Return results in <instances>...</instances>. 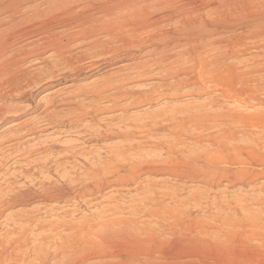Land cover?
<instances>
[{"label": "rangeland", "instance_id": "rangeland-1", "mask_svg": "<svg viewBox=\"0 0 264 264\" xmlns=\"http://www.w3.org/2000/svg\"><path fill=\"white\" fill-rule=\"evenodd\" d=\"M39 1L44 9L46 0ZM91 2L87 4L89 8L77 7L75 12L63 14L57 20L51 21L45 16L47 19L41 17L34 21L45 22L46 28H53L58 36L62 35L59 39L69 44L62 50L65 59L58 60L57 52L47 46L48 43L42 44L44 52L29 57L23 67L32 72L40 70V77L47 78L29 91L31 95L11 92L0 101V105L15 106L5 110L0 122V264H40L44 258L47 264H52V254L57 246L83 237L88 223L96 221L92 219L93 215L109 207L127 211L131 203L152 190L176 199L172 203L166 197L156 208L170 207L182 218L186 215L187 221L208 226L213 232L231 230L230 236L221 235L222 241L216 243L223 248L218 264H264V168L258 165L257 156H249L245 163L230 165L235 166L231 171L237 172L233 178L217 175L215 180L195 170L191 178L178 179L168 173L142 172L140 167L138 172L129 174L127 165L125 168L129 173L126 171L124 175L127 184H104L90 195H82L81 191V185L86 181L91 185L95 181L86 179L84 172L109 158L115 146L127 148L128 160L136 165L155 158L157 162L170 161V158L184 160V155L199 153L216 156L219 166L228 165V155L216 154L215 145L221 130L217 123H227L228 117H234L238 111L249 116L247 122H242L246 134L237 133L231 143L250 145L255 155H264V26L261 25L264 19L253 24L250 30L244 27L236 32L188 31L182 32L183 36L182 33L166 36L167 29L175 26L172 21L142 28L139 20L131 21V16L125 12L122 21H116L114 15L112 19L103 16L97 2ZM33 4L29 2L24 7ZM91 12L93 17L105 18L101 20L111 24L104 28L93 23L94 33L89 35L83 32L89 31L88 27L92 25L81 28L77 27L78 23L70 24L78 20L79 15ZM32 22H24L22 26ZM32 39L36 41L37 38ZM96 39L99 42L93 41ZM199 40L203 42L200 44ZM204 40L215 41L208 44ZM214 55L223 56L220 62H226L222 65L211 63ZM41 58L48 61L46 65ZM115 77L122 78L119 89L114 87ZM243 78L250 80L239 86ZM242 86L247 87L248 93L238 96L237 100L230 99L232 90ZM101 90L103 95L114 99L116 106L107 98L97 100L98 97L92 94ZM68 95L74 97L66 98ZM72 103L77 104L75 112L70 109ZM95 105L101 110H93ZM106 129L115 134L106 135ZM250 137H257V144L250 141ZM243 155L247 156V152ZM71 186L75 189L73 192L68 189ZM119 215L126 216L127 213ZM146 219L143 215L139 217L141 221ZM149 224L155 225L154 221ZM95 227L92 226L91 231ZM206 257L208 264L215 261L211 254L207 253Z\"/></svg>", "mask_w": 264, "mask_h": 264}, {"label": "bare ground", "instance_id": "bare-ground-1", "mask_svg": "<svg viewBox=\"0 0 264 264\" xmlns=\"http://www.w3.org/2000/svg\"><path fill=\"white\" fill-rule=\"evenodd\" d=\"M38 1L39 0H0V16L5 14L3 17H0V101L6 98V96H5L6 93H11V92H17L19 95L20 94L21 95H31L29 91L31 89H33L34 86H37L40 81L47 78V77H40V75H41L40 70L36 71V72L34 70V72H32L31 70L23 67V63L29 57H31V56L36 57V56L41 55L44 52L42 44L48 43L47 46H49L50 48L54 49L57 52V55L56 54L55 55H56L58 60L65 59V56H64L65 54H63L62 50L65 47H67L68 43L63 42L59 39L62 35L58 36V33H56L57 31L56 32L53 31V28H46L45 25L47 23H45V22L43 23L42 21H40V22L37 21L38 22L37 23L34 21L39 20V18L45 17V16L50 17L49 19L51 21L57 20L63 14L69 15L70 13L75 12L74 9L77 7H80V9H82V8L88 6L87 4L89 1H92V2L96 1L97 2L98 7H99L98 8L99 12L103 16H111V19H112V15H114L117 17L116 21L118 19H121V21H122L123 15H125V13H128V15L131 16V19H132L131 21L135 22L134 20H136V19L140 21L139 24H141L140 26L142 28L150 27L153 25L155 26V25L159 24L160 22L162 23L164 21H172V22H174L175 26H174V28L172 27V29H169V30L167 29V31L165 30L166 36H170V35L173 36L174 34L182 33V32H188V31H192V32L193 31L194 32L205 31V32L213 33V32H220V31L223 32V31L233 30L234 32H236V29L244 28V27H246L250 30L254 27L253 24L255 25L258 21H260L261 19H264L263 18L264 17V0H99V1H97V0H46L45 1L46 6L44 9H42L40 7L42 1L41 2L40 1L38 2ZM29 2H34V4L31 6H25L24 7V4H27ZM95 6H96V4H95ZM88 8H89V6H88ZM82 10H80V11H82ZM203 10H205V11H203ZM94 14H95V11H94ZM79 16L80 17H78V20L76 19L73 22H71V23L69 22V23L70 24L78 23L77 27L80 26L81 28H86V27L92 25L93 23H94V25H100V27H104V28L106 25L111 24V22L107 23L105 21H102L101 19H103V18L100 19L98 17L97 18L93 17L92 12H91V14L86 13L84 15H79ZM111 19H110V21H111ZM29 20H33L34 23L32 22L31 24L28 23L29 24L28 26H26V25L22 26V24L24 22H25V24H27V22H29ZM112 21L114 22V20H112ZM116 21L114 23H116ZM46 22H49V21H46ZM118 22H120V21H118ZM58 23H59V21H58ZM121 23L123 24V22H121ZM128 23H130V22H128ZM114 25H116V24H114ZM261 25L264 26V21L261 22ZM50 26L52 27V25H50ZM57 27H58V25H57ZM94 27H93V25L91 28L88 27V30L89 29L90 30L89 31L84 30L83 33L85 35H89L91 33H94V29H93ZM108 27H110V26H108ZM111 28H113V27H111ZM127 28H128V26H127ZM130 28H132V27H130ZM133 28H135V27H133ZM102 29H100V30H102ZM100 30H98V31H100ZM161 30H163V29H161ZM161 30H159V31H161ZM257 30H259V29H257ZM98 31H96V32H98ZM105 31L106 30H104V32ZM120 31H122V30H119V32ZM139 31H141V30H139ZM263 33H264V31H263ZM183 34L184 33H182L181 36H183ZM197 35H199V34H197ZM216 36H217V34L215 35V37ZM246 36L247 35L245 34V37ZM35 37L37 38L36 41L34 39H32ZM243 38H244V36H243ZM112 40H113V38H112ZM114 40H115V38H114ZM38 41H40V43H38ZM93 41L97 42L98 40L96 39ZM199 41H200V44L203 42L202 40H199ZM214 41L215 40H210V41L208 40L207 42L206 41L205 42L208 44H210V43L212 44ZM22 42H25V43H22ZM231 42L229 44H231ZM220 43L221 42H219V44ZM233 43L235 44L234 41H233ZM245 43H244V45H245ZM249 43H252V42H249ZM85 44L86 43H84L83 45H85ZM193 44L198 45L197 43L196 44L193 43ZM259 44H260V42H259ZM225 45H227V43ZM241 45H242V43H241ZM96 46H97V44H96ZM206 46L209 47L210 45L206 44ZM220 46H224V44L220 45ZM235 46H237V45H235ZM255 47H257V46L255 45ZM162 48H160V49L162 50ZM165 48H166V45H165ZM91 49H93V48H91ZM102 49H101V51H102ZM160 49H159V51H160ZM195 49H196V46H195L194 50ZM211 49H212V47H211ZM219 49H220V47H219ZM238 49H239V47H238ZM67 50H69V49H67ZM245 50H246V48H245ZM91 51H94V50H91ZM186 51H187V49H186ZM215 51H216V49H215ZM160 52H162V51H160ZM224 53H225V51H224ZM89 54H91V53H89ZM92 54H94V53L92 52ZM183 54H184V52L182 53V55ZM187 54H189V53H186V55ZM236 54H237V52H236ZM215 55H217V54H215ZM227 56H228V58H230V56L228 54H227ZM51 57H53V56H51ZM78 57L79 56H77V59H78ZM159 57H161V56H159ZM191 57L192 56H190V58ZM196 57H197V55H196ZM211 57L212 56H210V59H211ZM205 58H207V57H205ZM222 58H223V56H219V55L217 57L215 56V58L212 59L214 61H211V63L212 62L213 63L214 62H220ZM249 58H250V60L252 59L251 56ZM57 59H56V61H57ZM205 60H208V59H205ZM253 60H254V58H253ZM259 60H258V63L260 62ZM194 61L196 62V60H194ZM223 61L224 60H222V62ZM47 62L45 59L42 61V63L44 65H46ZM63 62H61V63H63ZM195 62H193V63H195ZM222 62H220L219 64H221ZM224 62H226V61H224ZM229 62L231 63V61H229ZM254 62L257 64V61H253V64H254ZM71 63H73V61ZM233 63H235V62H233ZM241 63H243V62H241ZM206 64H207V61H206ZM253 64H251V65H253ZM256 64H254V65H256ZM261 64H263V63H261ZM57 65L58 64H56V66ZM66 65H67V63H66ZM228 66H229V64H228ZM230 66H232V65H230ZM238 66H239V64H238ZM257 66H259V65L257 64ZM49 67L51 68L52 66H49ZM39 69H41V68H39ZM217 69L218 68H216V71H217ZM46 71H48V70H46ZM171 71H173V70H171ZM218 71H219V69H218ZM220 71H222V70H220ZM224 73H226V71H224L223 74ZM50 75L51 74H49V76ZM214 75L215 74H213V77H214ZM118 76H120V75H118ZM124 76L127 77V75H124ZM251 76H253V75H251ZM51 77L52 76H50V78ZM229 78L230 77H228L227 80ZM121 79L122 78H118V77L116 79H114L116 81V83H115V86L114 85L113 86L116 87L117 89H119L120 86L122 85ZM237 79H239V78H237ZM217 80H219V79L217 78ZM249 80H250L249 78L248 79L245 78L244 80H241V84L240 83H238V84H239V86H241L244 83L247 84L246 82H249ZM236 82H237V80H236ZM218 83L219 82H217V85H218ZM230 83L233 84L232 82H229V84ZM101 84H103V83H101ZM109 86H107V87H109ZM230 87H232V86H230ZM249 87H251V86H249ZM25 88H29V89H25ZM246 89H247V87H243V86L238 88V89H236V88L233 89L232 90L233 92L230 95V99H235L238 96L242 95L243 93H246ZM118 92L120 93V91H118ZM95 93L93 92L92 94H94L96 97H98L97 100H99V99L103 100V99L107 98L108 101H110L113 106H116L114 104V99L111 98L109 95H103L102 90L98 91L96 94ZM71 97H74V96L68 95L66 98H71ZM235 100H237V99H235ZM238 101H239V99H238ZM258 102L261 103L260 100ZM213 103H215V102H213ZM213 105H215V104H213ZM71 106H72V108H70L71 111L75 112L77 110V104L72 103ZM14 107H15L14 105L12 106V105H7V103H4V104L1 103V105H0V122L3 121V116H4L3 114L5 113V110H8V109L14 108ZM78 110H79V108H78ZM93 110L98 112L101 109L97 105H95V107H93ZM226 111H228V110H226ZM216 112H213V114H215ZM239 112L240 111H238V113ZM243 112L239 113V114L236 113L237 115H235V116H237V118L235 116L234 117L229 116L227 119V123L226 122L225 123H217L218 127H219V125H221V127H220L221 130H219V133L222 135L219 134L220 140L218 139L216 141V145H215L216 149L215 150L218 152L216 154H219V156H221L220 153H225L226 155H228L229 156L228 157V159H229L228 165L219 166L217 164L219 162L218 161L219 159L216 156L206 155L208 153H206V154L204 153L206 155V156H204V155H201V153H199V154H194L193 156H190V155L187 156L186 155V157L184 155L183 156L184 160L183 159L177 160V158L175 157L176 159L172 158V160L170 158V161L164 160V162L163 161L157 162L156 158H155V160L154 159L146 160L145 162H142L140 165H139V163H140L139 162L138 163L139 166H138L135 164L136 162H132V161L128 160L127 148L125 149L122 146H115L114 149H112L111 156L109 158H107L106 160L101 162L100 165H97L94 169H91L87 172H84V177L86 179H89V180L93 179L95 181H94V183L91 181L92 185L88 184V181H86L87 183H84L83 185H81L83 188L81 190L82 195H86V194L90 195L95 189L99 188L100 186H102L104 184L105 185L123 184L125 172L127 171V173H129L128 170L125 168V166H127V165H129V167H128V169L130 171L129 174H131L132 172H135L138 169V167H140L142 169V172H143V170H145L147 173H154V174L168 173L172 176H176L177 178L178 177H180V178H182V177L183 178L184 177L185 178H191L194 175L193 172L195 170H198L199 173L202 172L200 174H203V175L205 174V175L209 176V178H214L217 175L228 176V178H229V177H232L235 173H237L235 171V169H234V171H231V169L235 166L232 167L230 165H233L234 163H245L249 156H252V157L257 156L258 157V159H257L258 165H260L262 168H264V155H260V154L255 155L253 152V149L250 147V145L243 146L246 144L237 145V144L231 143L232 141H235L237 133H240L241 136H244L246 134L245 125L243 123L247 122V120L249 119V116L243 114ZM248 113H250V112H248ZM224 114H225V112H224ZM234 118H236V119H234ZM219 121H221V120H219ZM214 124L216 125V123H214ZM227 127H228V129H227ZM106 131H107L106 135L115 134L111 130L106 129ZM217 133H218V131L216 130V135H217ZM101 136H103V134ZM259 136H262V135H259ZM213 137L215 138V136H213ZM216 138H217V136H216ZM210 140H212V139H210ZM249 140L254 141L257 144V137H255V138L250 137ZM228 141H230V143H228ZM211 143H214V142H211ZM242 143H243V141H242ZM245 152H247V156L243 155V153L245 154ZM177 154H178V152H177ZM182 155H183V153H182ZM171 157H174V156L171 155ZM254 161L256 162V160H254ZM189 162H191V163H189ZM239 168H241V167H239ZM236 170H238V169H236ZM238 171H240V170H238ZM137 172H138V170H137ZM243 174H244V171H243ZM245 174H246V172H245ZM195 176H197V175H195ZM134 178H136V177H134ZM215 180H214V182H215ZM83 182H85V181L83 180ZM133 182H135V181H133ZM124 183H126V182H124ZM152 183H155V182H152ZM148 185H150V183ZM68 189L71 192H73L75 190L73 186L69 187ZM58 194H61V193H58ZM65 194H68V192H65ZM166 197H168L170 202H172V203L176 201L175 197L170 195V194H168V195H166V193L165 194H163V193L159 194L157 192L155 193V191L152 190L151 193H147V194L143 195L142 197H140L139 199H137L136 201H134L133 203H131L127 207V211H123L125 208L120 209L118 207L117 208H110L109 207V208H106L104 210H101L99 213L92 216V219L93 220L96 219V221L95 222L92 221V222L88 223L87 230L85 231L86 233L83 235V237L82 236L78 237V239H76L72 242H66V243L64 242L63 244L57 246L56 250L54 249L55 252L53 251V254H52V259H53L52 264H208L206 259H205V258H207L206 257L207 253L213 255L215 258L214 259L215 261L210 263V264H218V260H219V258H221V253H222L223 248H221V246H217L216 243H219L222 241V240H220L221 235L225 236V238L228 235L230 236L231 230L230 231L229 230H225V231L219 230L218 232H216V231L213 232V231L209 230L210 228L208 226L206 227L203 224L200 225V223L197 224L196 222L193 223L191 221H187L186 215L184 218H182L180 216V213H176L174 210L170 209V207H169V209H163V210H161L162 208L161 209L156 208L155 206H157L160 203H163V201ZM5 201H7V200H5ZM124 212L127 213L126 216L119 215V214H123ZM140 215L146 216L147 219L145 221L139 220ZM97 219H99V220H97ZM100 219H103V220H100ZM149 221L150 222L154 221L155 225H150ZM92 226H94V227L96 226L95 227L96 229L93 231H91ZM67 241H69V240H67ZM90 260H93V261H90ZM220 263H222V262H220ZM40 264H47V259L44 258L40 262Z\"/></svg>", "mask_w": 264, "mask_h": 264}]
</instances>
